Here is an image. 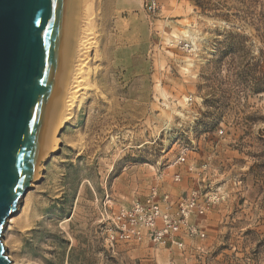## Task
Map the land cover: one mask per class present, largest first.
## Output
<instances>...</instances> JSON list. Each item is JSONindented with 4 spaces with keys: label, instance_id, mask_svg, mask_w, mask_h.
Returning a JSON list of instances; mask_svg holds the SVG:
<instances>
[{
    "label": "rangeland",
    "instance_id": "rangeland-1",
    "mask_svg": "<svg viewBox=\"0 0 264 264\" xmlns=\"http://www.w3.org/2000/svg\"><path fill=\"white\" fill-rule=\"evenodd\" d=\"M93 6L90 90L8 219L6 256L264 264V0ZM152 192L173 214L190 197L203 207L176 233L181 246L109 244L102 218Z\"/></svg>",
    "mask_w": 264,
    "mask_h": 264
},
{
    "label": "water",
    "instance_id": "water-1",
    "mask_svg": "<svg viewBox=\"0 0 264 264\" xmlns=\"http://www.w3.org/2000/svg\"><path fill=\"white\" fill-rule=\"evenodd\" d=\"M76 0H0V264L6 220L37 182L65 86Z\"/></svg>",
    "mask_w": 264,
    "mask_h": 264
},
{
    "label": "built area",
    "instance_id": "built-area-1",
    "mask_svg": "<svg viewBox=\"0 0 264 264\" xmlns=\"http://www.w3.org/2000/svg\"><path fill=\"white\" fill-rule=\"evenodd\" d=\"M142 6L147 14H154L158 10V0H142ZM174 180L179 175L174 174ZM163 203V204H162ZM169 198L165 195L160 202L155 192L149 193L143 200L134 201L129 206H121L115 212L107 215L108 229L105 240L109 244L142 243L160 244L165 240L171 244L181 246L176 233L187 223L193 213L202 214L203 207L198 205L193 197L180 203L175 214L169 212ZM195 230L190 228V234ZM203 238V234H197Z\"/></svg>",
    "mask_w": 264,
    "mask_h": 264
},
{
    "label": "bare ground",
    "instance_id": "bare-ground-1",
    "mask_svg": "<svg viewBox=\"0 0 264 264\" xmlns=\"http://www.w3.org/2000/svg\"><path fill=\"white\" fill-rule=\"evenodd\" d=\"M94 10L95 9L93 6V0L75 1V14L72 29L71 51L66 81L60 105L54 121L47 154L45 156L44 161L48 158L50 154H53L58 150V136L60 134V131L64 128L65 124L73 117L77 108L84 104L86 98V96L84 95L87 94L90 90L89 63L92 60L91 56L93 48H96L95 50L98 51L99 45V36L97 35L98 31L96 30V18ZM14 214H16V212ZM8 219L5 222L4 228H6L12 220H14L13 218L8 223ZM2 245L6 246V243L2 241ZM13 264L42 263L32 260H26L22 263L13 261Z\"/></svg>",
    "mask_w": 264,
    "mask_h": 264
}]
</instances>
